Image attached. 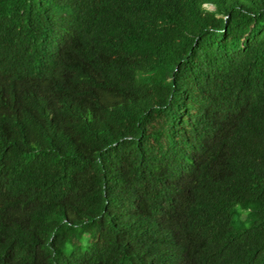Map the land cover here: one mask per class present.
<instances>
[{
  "label": "trees",
  "instance_id": "trees-1",
  "mask_svg": "<svg viewBox=\"0 0 264 264\" xmlns=\"http://www.w3.org/2000/svg\"><path fill=\"white\" fill-rule=\"evenodd\" d=\"M0 264H264V0H0Z\"/></svg>",
  "mask_w": 264,
  "mask_h": 264
},
{
  "label": "clouds",
  "instance_id": "clouds-1",
  "mask_svg": "<svg viewBox=\"0 0 264 264\" xmlns=\"http://www.w3.org/2000/svg\"><path fill=\"white\" fill-rule=\"evenodd\" d=\"M204 7L207 8V9H210V6H208V5H204ZM208 7H209V8H208Z\"/></svg>",
  "mask_w": 264,
  "mask_h": 264
},
{
  "label": "rangeland",
  "instance_id": "rangeland-1",
  "mask_svg": "<svg viewBox=\"0 0 264 264\" xmlns=\"http://www.w3.org/2000/svg\"><path fill=\"white\" fill-rule=\"evenodd\" d=\"M209 8V7H208Z\"/></svg>",
  "mask_w": 264,
  "mask_h": 264
}]
</instances>
